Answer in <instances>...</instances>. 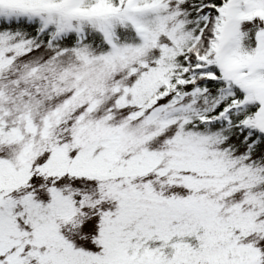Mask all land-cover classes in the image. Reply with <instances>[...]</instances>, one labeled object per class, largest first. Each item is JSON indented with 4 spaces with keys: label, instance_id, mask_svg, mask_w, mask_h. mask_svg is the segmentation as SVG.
<instances>
[{
    "label": "snow or ice",
    "instance_id": "snow-or-ice-1",
    "mask_svg": "<svg viewBox=\"0 0 264 264\" xmlns=\"http://www.w3.org/2000/svg\"><path fill=\"white\" fill-rule=\"evenodd\" d=\"M0 264H264V0H0Z\"/></svg>",
    "mask_w": 264,
    "mask_h": 264
}]
</instances>
